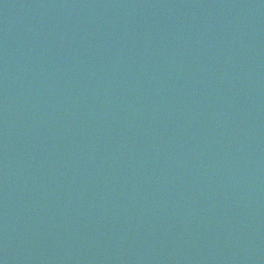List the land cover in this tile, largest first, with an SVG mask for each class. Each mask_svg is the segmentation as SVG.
<instances>
[{"label": "water", "instance_id": "95a60500", "mask_svg": "<svg viewBox=\"0 0 264 264\" xmlns=\"http://www.w3.org/2000/svg\"><path fill=\"white\" fill-rule=\"evenodd\" d=\"M0 264H264V0H0Z\"/></svg>", "mask_w": 264, "mask_h": 264}]
</instances>
